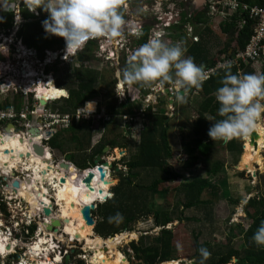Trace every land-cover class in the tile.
Here are the masks:
<instances>
[{
    "label": "rangeland",
    "instance_id": "rangeland-1",
    "mask_svg": "<svg viewBox=\"0 0 264 264\" xmlns=\"http://www.w3.org/2000/svg\"><path fill=\"white\" fill-rule=\"evenodd\" d=\"M173 1L174 0H125L124 19L126 23L123 26V35L121 37L113 38L110 43L105 37H97L95 39L92 38L93 40L98 42L99 46L96 49V47L92 45L90 51H88L89 57L86 58L83 62H79L77 60V55L72 56L75 51L67 53L66 56L69 55V57L66 58L65 48L63 49V52L58 50V52L55 53H48V56L43 62L40 61L39 56L36 58L29 56L20 57L19 54L15 53V57L11 59V63L13 64V66L10 72L9 80L10 82H12V85L15 86L14 88H21L23 94H26L28 90L34 91V87L37 96L45 100L46 98L39 92L37 87L42 84L48 86L52 83V85H55V82L56 85L63 86L64 84L62 83V80L63 76H65V72L67 70L66 68L70 67L67 70L69 71L71 69L70 65H75L76 67L81 66V68H84L85 70H95L100 74L99 77H101V75H104L106 77L105 84L100 81V83L105 86V88H102L103 91L99 94L88 97L89 100H94L96 106L100 105V107L108 111V109L106 108V104L108 105V107L118 105L123 100L129 99V97H131L133 94L134 96L139 98L142 95V93H140L139 91H147L146 86H141L139 87V89H136L134 88V85H125V82H123L117 76V73L123 69L122 60L125 58L128 60L132 53L140 46L137 44V40L140 38V35L148 34V37H151L155 33L159 32L162 36L161 39L165 43L172 45L178 42L177 39H171L169 37L171 31L170 33L165 32L168 28H165L166 26H164V20L162 21V19L166 18V14H171L168 15L170 17L172 15L177 16L180 7L171 4ZM9 2L11 1L9 0ZM11 3L14 7V3ZM189 4L190 3H188V6ZM188 8L190 10L192 9V7ZM43 13L48 14L44 11ZM4 21H6V18L4 19ZM18 23H15V28L11 32L10 38L14 34V37L17 36L18 30L25 24V20L23 18H20ZM192 26V23H189L182 28V30L184 31V35L186 39L189 40V42H191L194 38V31ZM196 26L200 30L202 29L201 26H198L197 24ZM209 26L214 32V37L217 36L219 38V43H223L226 37L217 27V21L211 20ZM0 31L9 33L10 30L4 28L0 24ZM197 31L199 30L197 29ZM138 32L140 33V35H137ZM166 36H168L169 39H167ZM12 39L13 38H11V40ZM19 42L20 40L18 41V43ZM57 43L59 45H63L64 39L57 36ZM219 45L215 48L211 47L210 49V54L216 57L218 60L222 59L225 54V51L220 48ZM85 46L86 44L80 49L79 52H81V50ZM6 50L7 49L1 52L6 53ZM10 52L14 51L10 50ZM60 52L62 54H60ZM76 54H78V51L76 52ZM2 55L3 54H0V56ZM59 55H61V57L58 58L59 63H57L59 73L56 74L57 76H52V78L49 76H45V65H48V63L52 64L57 62L54 60ZM20 67L28 68L27 73L30 72V74H27L29 79L22 80L27 75L21 73ZM115 78L117 79V82L113 83ZM40 81L42 82L40 83ZM60 82L63 85H61ZM155 83L156 82L152 83L149 86H153ZM108 90L111 92V94H107ZM197 99L199 100L200 97H198L196 93L186 95L183 102H180L176 97L175 101L173 102V104H175L174 110L170 109L169 101L165 103L163 101V103L159 105V108H163L166 114L170 116L169 138L173 149V156L171 159L167 160L168 166L174 172L178 174L180 173L182 177L174 182L160 185L159 190L167 189L168 194L166 197L164 196L162 198L161 195H159L157 196V199H161L164 204H167L170 208H172V211L174 212L175 221L171 224H168L166 228L171 229L174 233V254L178 259L177 262H179L180 264H197L198 248L204 247V245H211L213 247H216L215 245L226 246L229 239L232 241V245L235 249L243 250L247 246L243 238V233L252 223V217L257 215V211L260 209V206L257 204H253L252 200L254 198H264V147L261 148L260 152V156L261 158H263L262 166L256 163L254 170L239 168L240 162L242 161L244 155L243 153L245 152V137L233 138L242 143L241 152L231 153L223 146V144L215 142L213 149L209 152L208 159L203 163L197 165L193 169V172L189 173L188 171L182 169L184 162L187 160V156L186 154H184L182 145V137L189 133L190 128H192V120H195L196 118L194 111L195 109H193L192 107L194 105V101H196ZM162 100H164V97L162 98ZM186 102H189L191 104L190 109L185 108ZM137 103L140 104L139 102ZM54 105L55 108L59 110L60 107L63 106V99L53 102L52 106ZM136 108L139 109V106L137 104ZM119 121L118 123H115L113 125L101 124V126H99L94 123L93 118L90 119L88 123L91 122V125L92 123H94V125H92L91 127L92 138L89 142L90 147L87 150L84 148H88L87 138L85 137V126L88 123H84L82 124L83 128L80 129L81 134L79 135L80 139H82L81 146H83L84 148H82L80 145H76L75 147H70L69 149H67V153H65L64 151H61L59 149L51 148L49 141H45L46 144L44 145V147L49 146V149L44 148L45 152L50 153L51 151L52 153H50V158L53 159L57 164L63 161L62 159L64 156H67V158L69 159L68 156L77 155L76 158L78 159L77 162L79 164L84 162V158L92 159L93 155L95 153H99L100 149L104 146V143L109 140L115 139L120 144H125V140L130 141L129 144H127V148L108 147L107 152L101 154L104 159L113 162L112 168L108 169L111 174V177L109 178L116 181V183L109 189V193H111L121 180V176H127L128 168L126 166L130 162L131 156L134 154V152H136L134 149V145L139 144L140 132L146 126L143 125L144 122L142 121V119H138L136 122L137 125L132 127L130 123L124 124V122H122V119L120 122ZM260 123L264 126V119H262ZM65 131L67 130L61 131L64 135H61L59 141L66 142L69 140L71 132L65 133ZM57 136L58 135L54 136V141L57 140ZM43 141L44 140L42 139L41 142ZM39 145L41 144L39 143ZM116 149L119 152L124 151V154L115 157ZM95 160L94 163H96ZM17 163L19 164V168L22 167L23 162ZM218 163L224 166L215 178L216 180H218L217 186H219V190L221 191L219 197L213 198L210 195V190L207 189L202 195V199L210 202L208 206L204 207L205 209L203 207L186 208L185 206H183L185 202L184 194L177 191L180 186L192 179L198 177H206V169L208 167L216 166ZM117 169L119 170L118 172ZM65 172L66 174L73 175L70 174L71 172L67 169L65 170ZM84 172L87 175L89 173L88 170H84ZM119 173L122 174L120 175ZM21 175L24 179V176L28 178L27 175L23 174V172H21ZM42 176L44 177V175ZM13 177H15V174L13 175ZM138 179H141L145 183L150 182L153 179V173L149 171H139V178L138 176L137 178H135L137 183ZM222 179L225 181L222 182ZM225 182L226 184H223ZM5 184L6 182H0V196H4V199L6 200V204L3 205H1L0 200V237H3L5 240L7 239V244L11 243L14 246V249L10 254H8L7 257H0L1 264H19L22 258H24L26 261H30V264H36L38 257H36L37 260H30L29 251L30 248L37 244L40 240L39 235L41 233V225H45L47 231H53L46 234V237H49V239L52 240L51 244L49 243V246H54L53 243L55 242L57 247L62 250L61 257L62 255L66 256V254H71V256L73 255V257L71 258L72 264H90V262L92 261L91 259L94 256V251L92 250L93 247L87 248V242L85 240H75L74 242L69 241L67 235L63 233L62 227L64 225L62 224L58 227L57 232H55L54 230H48L47 225L49 224H46V218L42 213L43 210L40 208L35 213H31L32 207L30 206V204L26 202L22 197H14V195H12V192L7 188V186H5ZM43 184V187L47 189V194L49 193L48 200H50V202L52 201L51 216L57 217L60 213V206L57 205L55 201L56 189L53 188V185L48 182V179L44 178ZM8 185H10V182H8ZM37 185L40 186L37 187L42 192V186L40 184ZM222 193L224 195H222ZM94 196V198H91L93 200V203L96 204L97 210L98 206L103 205L105 202H97V195L95 194ZM230 200L236 202L235 205ZM150 201L151 200L149 199V202ZM96 210L92 212V216L96 220V222L98 221L101 222L100 224H103V215L101 214V212L99 213ZM205 210H208V212L211 213V219L208 218ZM178 217H180L179 220ZM154 222L155 221L152 214H150L148 217L143 216L138 222L131 226V232L128 231L129 233L123 232L117 234L115 238L118 235H122L125 233L127 235H130V233H132L134 235H130L125 241L122 242L121 245H119L115 249V251H120L121 254L125 256L126 261L128 260L130 264H145L143 260H138L135 257V254L130 246L133 242L140 244L142 236H145L147 239H151L152 237L158 235L160 229L154 226ZM34 224H36V230L33 235H30L27 229ZM100 227L102 228V230L107 228L106 226ZM54 233L56 234L54 235ZM42 235L44 237L45 233L43 232ZM92 235L94 239L100 238L102 240H108V238H101L93 226ZM102 245L106 247L105 242ZM58 254L60 253L58 252ZM105 254H108V252H105ZM51 257L52 255H50V261L48 262H50V264H54V259ZM229 264H236V260L232 259Z\"/></svg>",
    "mask_w": 264,
    "mask_h": 264
},
{
    "label": "trees",
    "instance_id": "trees-1",
    "mask_svg": "<svg viewBox=\"0 0 264 264\" xmlns=\"http://www.w3.org/2000/svg\"><path fill=\"white\" fill-rule=\"evenodd\" d=\"M249 4H259L264 6V0H241ZM177 5V3H175ZM39 17L31 14L27 11L22 3L21 15L25 20V24L18 30L17 37L21 39L23 44L29 49L35 50L39 53L41 59H45L47 52L62 49L64 45H59L57 43V37L54 35H47L42 27V21L46 19L48 14H44L42 10L38 9ZM6 21L0 23L3 27L8 30L14 28V18L15 15L12 13L4 14ZM193 16V15H191ZM125 17V15H124ZM188 22L192 23L194 28V38L189 42L184 35L182 30L183 25ZM211 18L207 16V11H201L195 13L194 17L188 18V15L183 10L181 12V21L173 24L167 32L171 39H177L178 42L182 43V47L186 48L185 55L193 58L194 62L200 65L204 70L212 69L216 67L218 60L216 57L210 54L211 47L215 48L218 46L219 38L214 37V32L211 30L209 23ZM197 25L201 24L204 27L200 30ZM197 29L199 31H197ZM222 34L225 35V41L222 43L225 53H228L234 42H237L238 48L242 49L248 43L250 36L252 34L251 23L245 25L238 33L237 36V25L236 23H225L221 25ZM174 33V34H173ZM237 36V37H236ZM148 40V34H143L137 40L138 45L146 43ZM98 48L97 41H89L86 46L78 53V61L83 62L88 58L91 46ZM133 54V53H132ZM127 59L122 60V66L124 67ZM57 61L46 67V73H52L55 76L59 73L57 68ZM71 69L67 71L70 67L66 68L65 76H63L62 83L65 85L69 92V98L63 99V106L60 107V112L73 111L77 107L82 106L86 101H89L88 97L94 96L101 93L105 88L104 85L100 83L102 81L105 84V76L101 75L95 70H85L84 68H77L75 65H70ZM226 67L215 70L208 79H205L201 88L192 87L191 90L198 93L200 97V104L195 107L198 118L192 128H190L189 133L182 137V145L184 149V154L187 156V160L184 162L182 169L193 172V169L206 161L209 156V152L213 149L215 142L223 144V146L232 153L241 152L242 143L236 139L230 141L222 140H212L208 135V129L215 121L221 119L218 114L219 104L215 99V92L218 87L221 86L220 81L225 75ZM232 74H247L254 73L247 68L242 62L231 64ZM264 73V70H263ZM42 81H40L41 83ZM117 79H114L113 83H116ZM61 82L60 84L63 85ZM100 84V85H99ZM127 84V83H126ZM171 82H166L169 86ZM139 85H134V88L139 89ZM61 88V87H60ZM39 92L46 98V100L59 99L62 96H66V91L63 93H57L61 89L52 85L48 86L40 85L37 87ZM53 91L57 95H53ZM192 93V94H193ZM107 94H111L108 90ZM49 97V99H47ZM18 99H16L17 101ZM163 103V102H162ZM108 106V105H107ZM96 104L94 106L95 110ZM55 108V105L53 107ZM132 105L130 100L127 99L126 102H122L119 105L108 107V112L113 115L116 114H126L131 112ZM206 115L213 118L212 121L206 119ZM142 121L145 128L140 132V142L134 145V149L137 150L135 154L131 156L128 166L127 176H121V182L112 190L113 197L108 199L103 205H99L97 210L103 215V224L97 221V226L95 227L96 232L102 238L113 237L116 234H120L126 231H132V225L138 222L143 216L148 217L150 214L154 218V226L160 228L158 235L147 239L142 236L140 244L133 242L131 244V249L138 260H143L145 264H161L164 262H170L173 260H178L174 254L173 238L174 233L171 229H167V225L175 221L174 212L167 204L157 196L161 195L166 197L168 190H159L160 185L174 182L182 177L179 173L174 172L169 166L168 161L172 158L173 149L171 146L169 138L170 122L169 115L166 114L163 108H158L157 112H148L142 115ZM113 124L116 123V118L113 116ZM83 128L82 124H73V126L65 131L71 132L69 140L59 141L63 132L58 133L57 140L52 138L50 141V147L54 149H60L66 151L70 147H75L76 145L81 146L80 139V129ZM86 138L89 149L90 139L92 138L91 122L86 126ZM63 140V139H62ZM125 144H120L115 139L109 140L104 143V146L100 149L99 153H95L89 165L78 164L75 155L68 156L71 161L77 162L80 169L85 170L90 167H94V158L101 155L103 150L110 146L111 148H127V144L130 141L125 140ZM78 143V144H77ZM119 143V145H118ZM81 150V149H80ZM224 166L218 163L216 166L208 167L206 169V177H198L190 180L180 186L177 190L182 192L185 197L184 205L186 208H204L209 205L210 202L202 199V195L206 189L210 190V195L213 198H218L220 195L219 186H217L218 180H216L217 174L223 169ZM139 171H149L153 173V179L150 182H143L138 179V183L135 178H139ZM138 172V175H137ZM225 179V178H224ZM224 182L225 180H221ZM223 184H226L223 183ZM180 193V194H182ZM222 195H224L222 193ZM149 199L151 200L149 202ZM232 201V200H230ZM232 203L235 205L236 202ZM253 204L260 206L257 211V215L252 217V223L247 230L243 233V238L247 246L243 250H236L232 241L229 239L226 246L215 245H204L205 248L211 253L210 257L204 262V264H229L233 258L237 259L236 264H264V246H257L253 240L252 236L260 226L261 222L264 221V198H254L252 200ZM205 209V208H204ZM209 219H211V213L205 210ZM234 211V210H233ZM119 212L122 214L123 219L119 222L113 221L109 223L108 217L115 216ZM180 217H178V220ZM100 226H106L103 229ZM30 235L36 230V224L30 226L27 229ZM199 249V248H198ZM197 249V264H200V255ZM215 253H214V252ZM73 255L71 256V258ZM83 264V263H82Z\"/></svg>",
    "mask_w": 264,
    "mask_h": 264
},
{
    "label": "clouds",
    "instance_id": "clouds-1",
    "mask_svg": "<svg viewBox=\"0 0 264 264\" xmlns=\"http://www.w3.org/2000/svg\"><path fill=\"white\" fill-rule=\"evenodd\" d=\"M11 2L14 3V7L12 6ZM11 2H9V0H0V23L4 22L5 18L2 15H4L6 12L15 15L14 23L17 24L20 18H23L21 15L22 3L27 11L39 18L40 16L38 9L47 12L48 16L41 22L42 27L47 35H54L56 37L58 36L64 39V47L62 49H59V51L63 52V49L65 48V56L67 53L75 51L72 56L77 55L78 58V54H76V52L78 51L79 53L80 49L85 44L97 37H105L110 43L113 38L121 37L123 35L122 29L126 23L124 19L125 0H12ZM176 6L180 7L178 3ZM179 10L181 9L179 8ZM184 12L187 15L191 14L193 15L191 17H194V12L188 9V7L186 9H183V13ZM189 23L190 22H188L186 25H188ZM173 24L176 23H172L167 28L169 29ZM201 27L203 28L204 26ZM14 28L11 29L9 33L0 31V54H6L1 51H4L5 49H7L6 46H9L11 50L14 51L11 52V59L15 57V53L19 54L20 57H38L39 53H37L33 49H29L26 45L22 44L23 42L21 39H18L17 36L14 37L15 34L11 37L13 38L12 43L9 44L7 41H4L5 38L10 39L11 32L14 30ZM137 35H140V33L138 32ZM161 38L162 36L159 32L149 37L146 43L140 45L133 52V54L126 61L123 69L117 73V76L123 82H125V85L127 83L130 86H149L152 83L159 81L160 84L171 82L175 87L185 90H187L188 88L190 90V88L192 87L201 88L204 80L206 79L204 69L200 65L196 64L193 58L185 56L186 48L182 47L181 42L169 45L165 43ZM19 40L20 42L18 43ZM232 49L233 47L231 48V50ZM55 52H58V50L47 52L46 57L48 56V53ZM61 52L60 54H62ZM228 54L229 52L225 53L224 56ZM60 57L61 55L55 58L54 61H58V58ZM68 57L69 55L66 56V58ZM39 59L42 62L45 60H42L40 56ZM258 63V65H260V62ZM253 64L255 65L257 63ZM48 65L51 64L48 63ZM48 65L45 66L47 67ZM20 71L24 75L30 74V72L25 74V67H20ZM44 73L45 76H49L51 78L52 76H54V74L52 73H46V70H44ZM25 79H29L28 75L22 80ZM220 84L221 86L216 89L215 99L219 104L218 114L221 119L212 123V125L208 129L207 135L213 141H228L237 137H247L259 127L260 122L262 121V119H264V74H232L231 64L229 63L226 65V72L221 79ZM33 89L34 91L28 90L27 93L24 94L25 98H29L30 105L34 104L36 99L39 100L40 103V98H38L37 93H35L34 87ZM17 90L20 94H23L21 88H18ZM149 93H151V91ZM157 94L161 96L160 103L158 104L160 105L164 101L162 100V98L165 96V94H162L161 92ZM25 98H22V100H19L17 103H15V105H19L17 108L12 107L16 113L20 111ZM62 98L64 99L65 96H62L59 99H55L54 101L52 99L46 100L47 104L45 106H42L41 104L40 105L42 107H49L52 110H57L53 108L54 106H52V104L53 102L58 101ZM177 99L180 102L184 101L183 96L178 95ZM126 100L127 99L123 100L122 102H126ZM129 100L130 102L138 101L140 105L142 104L141 99L134 98L133 95L129 97ZM5 102L0 103V109L4 111L9 110L5 109ZM94 106V100H89L86 101L82 106L77 107L76 109L79 108V115L77 116V119L81 117L85 119L73 122V124H87L88 121L93 118L91 117L90 119H86L91 114H94L95 117L97 115L102 116L99 121L94 120V123L99 126H101V124L113 125V116H115L116 118V123H118V121H121L122 119V122H124V124L130 123L131 127L134 126L136 124L135 122H137L138 120L137 118H135V113L133 115H113L100 107V105H97L94 110ZM156 108L157 110L155 112L158 111L157 105ZM124 116H130V118H132L133 120L126 121ZM95 117L93 119H95ZM206 119L209 121L213 120L212 117H206ZM8 120L10 121V124L7 127L3 128L4 131L9 133L10 130L14 128V126H18V128H20L22 132L20 135V139L26 140H30L34 136L30 133V130L37 129L38 131H40L44 123V121L40 120L39 117H32V115H28L26 116V118H20L18 116L16 118ZM27 123L29 124V127L26 125ZM94 123H92V125H94ZM73 124L69 128L64 130L70 129ZM51 133L53 134V136L58 134L53 132ZM50 153L52 152L50 151ZM98 157H101L100 162L104 160L105 163H107L105 159H102V155L97 156V158ZM62 160L63 161H61L59 164L55 163L53 160V162L55 163V167L60 165L61 163H66L69 165L73 164L72 162L66 160L64 157ZM100 162L98 164L94 163V167H90L85 170H90L96 168L97 166H102ZM73 165H70V168ZM112 166L113 162H111V167H109V169H111ZM75 167L80 171H84L77 166ZM2 174L3 173L1 172L0 177L2 176ZM15 178L21 179L19 175H15ZM16 179H14V181H17ZM23 179L24 178H22V180ZM13 182L11 183L13 184ZM112 197L113 193L111 192L109 193L106 201L108 199H111ZM3 204H6V200H4ZM122 219V214L119 212H117L115 216L108 217L109 223L113 221L119 222ZM48 232L50 233L52 231ZM126 232L129 233L128 231ZM252 240L257 246H264V221L261 222L256 232L253 234ZM53 244V254L50 255H52L51 258L54 259V256L57 255L58 252L61 255L62 250L57 247L55 242ZM198 252L201 257L200 264H204V262L210 257L211 253L205 247H200L198 249ZM67 255L68 254H66V256ZM64 258L65 256L62 255L61 264L64 263ZM20 264H30V261H26L22 258ZM90 264H96V261L93 259Z\"/></svg>",
    "mask_w": 264,
    "mask_h": 264
},
{
    "label": "bare ground",
    "instance_id": "bare-ground-1",
    "mask_svg": "<svg viewBox=\"0 0 264 264\" xmlns=\"http://www.w3.org/2000/svg\"><path fill=\"white\" fill-rule=\"evenodd\" d=\"M27 72L28 70H25V74ZM57 93H63V90L57 91ZM57 93L53 91V95H57ZM38 98L41 99V97ZM47 99H49V97H47ZM253 132H256L259 135L256 142L257 146L251 144L250 135L245 137V152L243 153L244 155L239 165V168L241 169L254 170L256 163L262 166L263 158H261L260 152L261 148L264 147V126L260 123L259 127ZM33 137L30 141L20 139L17 135L0 136V172L8 177H13L14 171L21 169L24 175H28V178L24 176L25 179L19 181L20 187H18L17 190H15L16 188L13 187L12 183L7 187L12 192V195L17 198L22 197L26 202H28L32 207L31 213H35L40 208L42 210L45 207L51 209L52 202L49 203V201H47L49 193L47 194V189L43 187V179H48V182L56 189L55 201L57 205L60 206V213L57 217L51 216L52 213L50 214V217H46V224H49L47 225V228H50V225H52V220H59L61 224L64 225L62 227L63 233L68 236L69 241L74 242L75 240H85L87 242V248L93 247L92 250L94 251V256L93 258L91 257V260L94 259L96 264H130L128 260V262L126 261L125 256H123L120 251H115V249L130 235L133 236L134 234L130 233V235H127L125 233L118 235L116 238L114 237L115 239L113 240H102L100 238L94 239L92 235V226H88L82 216L83 207L88 206L89 204H95L89 200V196H91L90 194L93 192H91L83 183V177L87 176V174H85L84 171L77 169L73 164H70L73 166L68 169L71 172L70 174L73 175L66 174V169L61 168L60 165L55 167V164L50 158V153L45 152L44 155H41L39 154V150H35L39 149L35 146H39L42 136L36 134ZM115 152V157L122 154V151L119 152L117 149ZM17 162H23L22 167L19 168V164ZM107 162L111 164L110 160ZM108 169L109 167H104V170L106 171V180L108 182L107 184H104L99 179L98 173H96V177H94L91 183V187L95 189L97 201H104V196L109 195L110 187L116 183L115 180L109 178L110 171H108ZM42 175H44V177ZM61 178L66 179L65 183L60 181ZM37 184L42 186V192L38 189L37 186L39 185ZM100 189L103 190L102 194L99 193ZM91 197L94 198V194H92ZM59 226H57V228ZM40 232V240L37 244L30 248V260H37L36 257H38L36 264H50L48 261H50V253H52V248L54 246H49V243L51 244L52 240L49 239V237H46V234L49 232L46 230L45 225H41ZM43 232L45 233L44 237L42 235ZM55 234L56 233H54V235ZM7 241V239L5 240L3 237H0V254L2 258L7 257L14 249V246L11 243L7 244ZM104 242L106 243V251L105 247L102 245ZM105 252H108V254H105ZM61 263V255H55L54 264ZM166 264L180 263L169 262Z\"/></svg>",
    "mask_w": 264,
    "mask_h": 264
},
{
    "label": "built area",
    "instance_id": "built-area-1",
    "mask_svg": "<svg viewBox=\"0 0 264 264\" xmlns=\"http://www.w3.org/2000/svg\"><path fill=\"white\" fill-rule=\"evenodd\" d=\"M182 0H174L172 3H178ZM171 3V4H172ZM200 10H206L207 16L211 18L213 21L225 22V20L236 16L238 18L237 25L238 30H241L245 25L251 23L253 27V33L246 44L244 49L238 50L234 54V59L229 60L227 56L223 57V61L218 62L216 68H212L209 70H204L206 79L217 69L224 67L225 65L231 62H242L244 64L248 63H258L264 61V6L259 4H249L246 2H242L241 0H204L202 7ZM181 10H179L177 16L172 15L171 17L166 14V18L164 23L165 28L169 27L172 23L179 21L181 19ZM191 17V14L188 15V18ZM219 19V21H218ZM166 32V31H165ZM197 40V38H194ZM4 41H7L9 44L12 43L11 38H5ZM11 48L7 46L6 54L0 56V103L5 102L7 98L11 101L15 100V96L19 93V91L14 88L12 83L10 82V72L12 70L13 64L11 63ZM9 56L10 58H6ZM189 89V88H188ZM187 89V90H188ZM179 91H184V89H180L171 84L168 88L163 87L160 83H158L152 90L151 93L146 94L143 98H141L142 104L139 106V109L135 110V118L141 119V114L147 112V110L152 107V111L155 112L157 110L156 105L160 103L161 96L157 93L161 92L162 94H168L169 98L173 99L178 95ZM156 92V94H155ZM143 99V100H142ZM139 105V104H138ZM79 109V108H78ZM78 109L75 111L68 112H60L59 110H52L49 107H42L39 103V100H35L34 104L30 105L29 98H25L23 106L21 107L18 113L15 112L13 108L9 110L0 109V120H8L16 117L26 118L28 115H32V117H39L40 120H43V126L53 132L58 133L64 129L69 128L73 122L83 120L85 118L81 117L77 119L79 115ZM95 117L94 114H91L88 118ZM102 118L101 115H97L95 117V121H99ZM126 121L133 120L130 116H124ZM29 127V124H26Z\"/></svg>",
    "mask_w": 264,
    "mask_h": 264
},
{
    "label": "crops",
    "instance_id": "crops-1",
    "mask_svg": "<svg viewBox=\"0 0 264 264\" xmlns=\"http://www.w3.org/2000/svg\"><path fill=\"white\" fill-rule=\"evenodd\" d=\"M10 1H12V0H10ZM254 5V4H253ZM201 11H203V10H198V11H196V12H194V15H195V13H199V12H201ZM1 12V11H0ZM0 15H1V13H0ZM2 16H4V15H2ZM5 17V16H4ZM237 20H238V18L236 17V16H233L232 18H230V19H227V20H225V22H219L218 24H217V27L221 30V25L222 24H224L225 25V23L227 22V23H230V24H232V23H236V25H237ZM180 21V20H179ZM179 21H176L175 23H178ZM200 26H203V25H201V24H199ZM209 25H210V23H209ZM186 25H183V27H185ZM239 31L240 30H238V25H237V36H238V33H239ZM252 33H253V27H252ZM252 35V34H251ZM236 36V37H237ZM251 37V36H250ZM149 38V37H148ZM166 38L167 39H169L168 38V36H166ZM233 44H234V47H233ZM232 44V46H231V48L233 47V49L231 50H229V54H228V56H227V59H229V60H233L234 59V54L238 51V50H240V48H238V46H237V42H234ZM236 44V45H235ZM219 47L220 48H222L223 50H225L224 48H223V45H222V43H220V45H219ZM245 48V47H244ZM244 48H242V49H244ZM241 49V50H242ZM6 58H10L9 56H7ZM77 60H78V58H77ZM218 62H220V61H217V63ZM240 62V61H239ZM239 62H231L230 64H234V63H239ZM241 63V62H240ZM244 64V63H243ZM259 63H257V64H253V63H248V64H244V65H246L247 66V68L248 69H250L252 72H254L255 74H264L263 73V70H264V61H261L260 62V65H258ZM216 66H217V64H216ZM79 67H81V66H79ZM79 67H77V68H79ZM226 67V65L224 66V67H221V68H225ZM214 68H216V67H214ZM220 69V68H219ZM106 79V78H105ZM104 79V80H105ZM159 82H156L153 86H146V89H147V91H144V90H142V91H139L140 93H142V95H141V97H139L138 99H141V98H143L147 93H149L157 84H158ZM172 84V83H171ZM170 84V85H171ZM54 85V84H53ZM163 87H165V88H168L169 86H167L166 85V83H164V85L163 84H161ZM55 87H57V88H59V89H61V90H63V91H66V93H67V95L65 96V98L67 99V98H69V92H68V90H67V88L65 87V85H63V86H58V85H56V82H55V85H54ZM61 87V88H60ZM185 90V89H184ZM185 94H184V96L183 97H185L186 95H190V94H192L193 93V91L191 90V88H190V90L188 89V90H185V92H184ZM194 93H196V92H194ZM193 93V94H194ZM197 95H198V93H196ZM178 96V95H177ZM176 96V97H177ZM16 98H15V100L14 101H11L9 98H7V100H6V102H5V109H10V108H12V107H15V108H17L19 105H15V103H17L19 100H22V98H25V96H24V94H20V93H18L16 96H15ZM133 97L134 98H137L136 96H134V94H133ZM165 98H164V103L165 102H168L169 101V106H170V109H172V110H174V107H175V104H173V102L175 101V98L176 97H174L172 100H170L171 98H169V95L168 94H166L165 96H164ZM64 98V99H65ZM16 99H18L17 101H16ZM63 99V98H62ZM89 99V98H88ZM61 100V99H60ZM172 101V102H171ZM138 101H134V102H130V104L132 105V108L130 109L131 110V112H129V113H126V114H128V115H133L134 114V109H136V104L138 105V103H137ZM187 104V105H186ZM186 104H185V108H188V109H190L191 108V104L188 102H186ZM197 104H200V99L198 100H196V101H194V105H193V109H195L194 107H196L197 106ZM138 106H140V104L138 105ZM158 106V108H159V105H157ZM106 108L108 109V106H107V104H106ZM110 108V107H109ZM104 109V108H103ZM105 110V109H104ZM149 110H151L152 111V107H150L149 108ZM195 111V115H196V118H195V120H192V124H194L195 123V121L197 120V118H198V113H197V111H196V109L194 110ZM116 115H121V114H116ZM168 115V114H167ZM170 117V116H169ZM206 117H210L209 115H206ZM136 123V122H135ZM84 124V123H83ZM137 124H135L134 126H136ZM91 127H92V125H91ZM230 140H232V139H230ZM230 140H228V141H230ZM245 147V146H244ZM60 150V149H59ZM62 151V150H61ZM135 151L137 152V150L135 149ZM65 153H67V151H64ZM136 152H134V154L136 153ZM232 153V152H231ZM66 155V154H65ZM76 157H77V155H75ZM64 158L66 159V160H68V161H70V162H72L75 166H77L78 167V165H77V162H75V161H71L70 159H68L67 158V156L65 157L64 156ZM96 158V157H95ZM95 158H94V160H95ZM131 159V158H130ZM76 160H78L77 158H76ZM84 160V162L82 163L83 165L84 164H86V165H89V162H91V159H83ZM81 164V163H80ZM127 168H128V166H126ZM129 170V169H128ZM119 170L117 169V172H118ZM120 175L122 174V173H119ZM111 175V174H110ZM123 176V175H122ZM121 182V180L119 181V183ZM118 183V184H119ZM207 190V189H206ZM219 246H223V245H219ZM237 250V249H236ZM214 252V251H213ZM215 253V252H214ZM233 259H235L236 260V263H237V259L236 258H233ZM170 262H177V260H173V261H170ZM166 263H169V262H164V263H161V264H166Z\"/></svg>",
    "mask_w": 264,
    "mask_h": 264
},
{
    "label": "water",
    "instance_id": "water-1",
    "mask_svg": "<svg viewBox=\"0 0 264 264\" xmlns=\"http://www.w3.org/2000/svg\"><path fill=\"white\" fill-rule=\"evenodd\" d=\"M233 47H234V44H233ZM184 94H185L184 91H181V92L178 93L179 96H184ZM40 104L42 106H45L47 104V102H46V100L40 99ZM38 132L39 131L37 129L30 130V133L33 134V135L38 134ZM258 138H259V135L256 132H252L250 134L251 144L254 145V146H257L256 145V142H257V139ZM22 142H23V140H22ZM35 147L39 148V149H35V150H39L40 151L39 154L44 155V153H45L44 148H40V146H35ZM107 150H108V147H106L104 149V152H107ZM121 153L124 154V151H122ZM100 161H101V157H98L95 160L96 164H98ZM60 167L68 170L70 168V165L69 164H66V163H61L60 164ZM104 167H111V164L107 162V163H105L102 166H97L94 169H90L88 175L83 177V183L89 188V190L91 192H95V189L93 187H91V183H92L94 177H96V173H98L99 179L104 184H107L108 183L107 180H106V171L104 170ZM95 169L98 172H96ZM254 176H255V174H254ZM60 181L62 183H65L66 179L65 178H61ZM12 185H13L14 188H16L15 190H17V188L20 187V184L17 181H14ZM102 192H103V190L100 189L99 190V193L102 194ZM107 198H108V195L107 196H104V198H103L104 201H106ZM97 202H99V201H97ZM95 210H96V204H89L88 206H85L82 209V216H83V219L85 220L86 224L88 226H93L94 228L96 226V221L94 220V218L92 216L93 215L92 212L95 211ZM51 213H52V210L50 208L45 207L43 209V214L46 217L50 216ZM51 223H52V225H50V228L48 227V230L50 229V230H54L55 232H57L58 231L57 226L61 225V222L59 220H52ZM115 236L110 237L108 239L109 240H113ZM106 249L107 248L105 247V251H106ZM64 264H71V256L70 255L65 256V258H64Z\"/></svg>",
    "mask_w": 264,
    "mask_h": 264
},
{
    "label": "flooded vegetation",
    "instance_id": "flooded-vegetation-1",
    "mask_svg": "<svg viewBox=\"0 0 264 264\" xmlns=\"http://www.w3.org/2000/svg\"><path fill=\"white\" fill-rule=\"evenodd\" d=\"M203 1L204 0H182V1H180V2H178V4H179V6H180V8H181V12H182V10L183 9H185L187 6H188V3H190L189 4V6L188 7H192V11L193 12H196V11H198L201 7H202V4H203ZM189 9V8H188ZM180 12V13H181ZM25 70L27 71L28 70V68L27 67H25ZM10 124V121L9 120H0V134H2V135H0L1 137H3V136H6V135H17V136H19L20 137V135H21V129L20 128H18V126H14V128L13 129H11L10 130V132L9 133H7V132H5L4 131V127H7L8 125ZM38 134L39 135H41L42 136V139L44 140L43 142H41L40 141V144L41 145H39L40 147H42V148H45V149H49V146H47V147H44V145L46 144V142L45 141H49V143H50V141H51V139L52 138H54V136H53V134L51 133V131H49V130H47L44 126L40 129V131L38 132ZM37 134V135H38ZM34 138V137H33ZM41 139V140H42ZM31 141V140H30ZM44 149V150H45ZM104 151V150H103ZM22 155V154H21ZM23 158V157H22ZM102 159H104V158H102ZM106 160V159H105ZM106 161H108V160H106ZM102 165L103 164H105V161L104 160H102V162H100ZM79 168V167H78ZM21 169H19L17 172H14V174L15 175H19L20 177H21V179H16L15 177H12V176H7V175H4V174H2V176L0 177V182L1 183H3V182H6V184H5V186H9L8 185V182H10V184H11V182H13L14 181V179H16L17 180V182L20 184V182L19 181H22V178H23V176L21 175ZM0 174H1V172H0ZM25 175H27V174H25ZM28 176V175H27ZM80 177V176H79ZM79 177H78V180H79ZM92 194H94L95 195V192H93V193H91L90 195L92 196ZM91 196H89L90 197V199L89 200H91L92 202H93V200H92V198H91ZM5 197L4 196H0V200H1V203H2V205H3V202H4V199ZM47 201H49L50 202V200H47ZM0 256H1V254H0ZM70 256H71V254H70ZM1 258H2V256H1ZM1 262V261H0ZM1 264V263H0ZM19 264H20V262H19Z\"/></svg>",
    "mask_w": 264,
    "mask_h": 264
}]
</instances>
